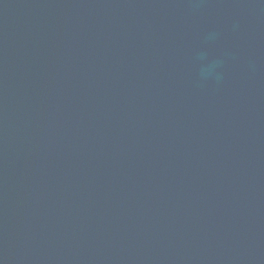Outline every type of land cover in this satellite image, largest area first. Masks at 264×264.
Returning a JSON list of instances; mask_svg holds the SVG:
<instances>
[{
	"label": "water",
	"instance_id": "95a60500",
	"mask_svg": "<svg viewBox=\"0 0 264 264\" xmlns=\"http://www.w3.org/2000/svg\"><path fill=\"white\" fill-rule=\"evenodd\" d=\"M0 264H264V0H0Z\"/></svg>",
	"mask_w": 264,
	"mask_h": 264
}]
</instances>
